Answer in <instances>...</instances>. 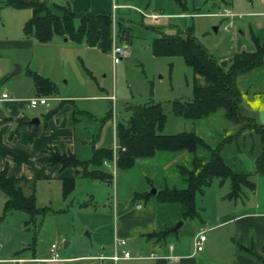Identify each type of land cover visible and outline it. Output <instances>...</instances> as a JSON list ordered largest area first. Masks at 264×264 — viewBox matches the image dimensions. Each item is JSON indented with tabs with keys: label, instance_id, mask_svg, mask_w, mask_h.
<instances>
[{
	"label": "rangeland",
	"instance_id": "rangeland-1",
	"mask_svg": "<svg viewBox=\"0 0 264 264\" xmlns=\"http://www.w3.org/2000/svg\"><path fill=\"white\" fill-rule=\"evenodd\" d=\"M123 1L127 5L115 9L113 14L115 25L112 35L115 33V41L126 47L127 54L117 63H113L111 50L103 51L87 46L84 42L77 43L72 40L60 42L58 35H54L56 41L53 43L40 42L33 37L30 38V44L17 42L22 32L21 23L29 18L31 10L0 6V91L5 89L11 96L24 101L28 97V101L34 94V82L26 70L28 69L30 74L36 72L39 76L50 79L55 86L54 91L47 95L50 98L46 104L30 108L26 107L27 102L21 101L22 111L28 118L39 117L43 120L45 117L41 112L57 102L55 96L71 98L72 100L64 103L70 105V111L66 115L73 121L72 124L76 123L83 131L82 139L86 141L78 142L75 153L78 159L84 161L92 157L93 149L99 148L98 146H112V123L127 118L130 113L127 107L129 105L160 102L166 115L161 130L165 134L193 131L207 142L215 143L218 138L235 132L237 125L224 116L223 109L199 119L173 113L172 101L192 98L193 72L182 55L154 54L152 40L161 33L181 32L184 35L189 31L207 52L223 67H227L233 53L255 48L249 27H254L256 19L250 11L264 10V0H183L182 3L176 0ZM225 10L241 16L218 15ZM239 29H242V32ZM254 33L257 34L256 31ZM15 64H19L22 70L12 74ZM246 78L247 76H242L238 79L243 95L239 110L244 113L246 105L255 107L251 110L252 115L258 113L263 120L264 95H252V99L257 101L251 103L250 90H245ZM78 110L90 114H82ZM250 140L247 135L246 143ZM233 145V142L228 144L227 148L223 149V155L234 168L249 169L248 162L242 160V155ZM234 153L238 154L239 158L231 160L229 156ZM159 156L149 161H146L149 157L139 158L138 161L136 159L133 167L126 168L125 171L117 170L118 175L116 173L115 178L111 176L110 180L118 181L121 194H127L129 186L132 189L135 187L136 190L143 188L146 192L163 186H183L178 169L161 170L162 159ZM246 156L253 163L252 157L247 154ZM75 177L74 188L64 198L57 178L39 180L34 191L25 189V194L34 192L36 207L43 209L42 214H36L32 218L22 210L3 214L5 196L0 190V241H3L5 246L3 251L9 252L10 255H19L21 252L15 254V251L20 250L21 245H17L20 241L31 244L35 248L36 256L44 255V250L52 241H55L64 256L90 252L83 250L85 246L92 250L90 243H94L95 235L89 239L85 235V231H90L87 227L89 228L91 223L97 224V221L101 224L109 222L111 217L107 214L101 218V215L94 212L99 208L88 209L90 206L88 207L87 203L91 200L93 203L103 204L112 194V189L108 184L89 177ZM250 178L256 183V195L260 199L263 194L262 178L256 173ZM212 181L204 194L196 195L198 210L206 217H211L217 208V192L225 193L230 188L229 179H224L221 184L217 177ZM178 209L179 206L174 204L168 210L173 217L174 226L182 221L176 214ZM193 219H186L178 225L179 238L185 243L196 228L193 222L198 218ZM82 222L86 227L82 225L81 230L79 224ZM101 231L105 232L106 229ZM206 233L208 234V231ZM64 238L70 240L65 249L62 246ZM24 251L22 250L20 255L32 256L31 250ZM77 261V264H81L82 261L89 260Z\"/></svg>",
	"mask_w": 264,
	"mask_h": 264
},
{
	"label": "crops",
	"instance_id": "crops-1",
	"mask_svg": "<svg viewBox=\"0 0 264 264\" xmlns=\"http://www.w3.org/2000/svg\"><path fill=\"white\" fill-rule=\"evenodd\" d=\"M55 1L67 3L72 10L76 12L90 10L93 12L100 11L111 14L113 30L115 25L113 16L115 9L123 8V6L127 5L123 0ZM250 12L256 19L254 27H249L248 25H250V23L247 24L251 31L250 33L251 35H255L254 31H256V35L260 37L261 34L262 37L264 34V10ZM21 25L23 26L22 23ZM241 30L242 29H239L240 32H242ZM19 37L20 38L16 40L17 42H25L26 44L31 43V37L25 36L23 30L21 34H19ZM59 37L61 38V40H58L60 42L71 41V39L67 37ZM54 39L55 36L47 42L53 43V41H56ZM263 67L264 64L260 66V68L243 75L247 76L245 80V90L246 88L250 90L249 101L251 103L257 101V99H252V95L259 94V97L260 94L264 95ZM21 70L22 68L20 66V71ZM26 73L30 75L28 69ZM35 74L37 73L35 72ZM31 78L33 79L32 76ZM52 84L55 86L53 82ZM238 88L241 92L242 89L239 84ZM43 90L45 91L46 88H42L34 82V94L30 97L45 96L50 98V96H47L49 94L42 93ZM3 92H7V98L1 97ZM246 93L247 91H245V94ZM242 96L243 95L240 97L239 109L242 103ZM55 98L57 102L41 112V115L45 118L40 120L39 117L28 118L24 115L22 103L27 102L26 99L24 101L23 99H18V97H13L5 89L0 91V170L5 168L7 176L21 178L24 193H26L25 189L34 191L35 184L39 180H55L57 178L60 181L59 185L64 198L74 188L76 181L75 176H78V174H76L75 168L72 166L61 169L59 163H50L48 157L52 152H56L59 155L73 153L76 156L75 152L78 142L84 143L86 140L82 139V129H80L76 123L72 124L73 121L71 122L70 117L66 115V113L70 111V105L64 103L72 99H66L61 96H55ZM62 105L63 107H61ZM253 108L255 107L246 105L245 111L242 114L264 124V119L261 120L260 114L256 113L252 115L251 110ZM79 112L87 115L90 114L83 110ZM117 122L118 121L115 120L112 123L111 156L104 158L101 165L96 167L98 170L105 173V176L100 178L89 177L92 180H98L106 183V185L108 184L109 188L111 187L112 189V194L110 197L106 198V202L103 204L99 205L93 203L91 200L87 203V206H90L88 209L99 208L97 211L95 209L94 212H96L97 215H101V218L107 216V214L111 217L109 222L101 224V222L99 223V221H97V224L91 223L89 228L87 227L90 231H85V235L88 236L89 239L91 236L95 235L94 243H90L93 251L85 246L83 250L90 252L73 256H64L61 254L59 246L56 244V250L61 259L51 260L48 259L50 256L49 248L55 241H52L44 250V255L40 256H36L35 248L32 247L31 244L24 243L25 241L17 243V245L21 246L19 247L20 250L15 251V254L18 252L22 253V250H31L32 256H22L20 255L21 253L19 255H10L9 252L3 251L5 246L3 241H0V264H11L10 259L13 258L25 259L22 264L26 262H36L37 264H70L76 262L77 264V260H89L88 262L82 261L81 264H96L88 259L87 256L100 252L110 254L113 251V238L115 236L124 239V243L117 246V251L119 252L122 249H126L130 252L131 257L122 258L115 262L109 260V264H264V205L262 202L263 196L260 197V199L257 198L256 183L254 190H245L244 194L239 197H228L227 193L230 188L225 193H221V191L217 192V208L212 212L211 217L203 216V213L201 214V210L199 211L197 207L198 214L193 218L197 217L199 220L196 219V222H193L196 228L192 236L190 235L188 241L185 243L179 238V227L178 225H173V217L168 212L172 204L160 202L155 197L156 200L152 197H142L145 191L143 188L136 190L135 187L132 189L129 186V192L127 194H121L118 181L112 182L110 180L111 176L115 178L116 173L118 175V171L129 169H119L116 165L118 148L116 147V149H113V144L118 145L119 143L116 137ZM160 152L166 151H156L154 156L146 158V161L156 157L158 158V156L161 155L159 157L162 159V171H167L169 168L177 169L178 164L188 165L192 157L190 152L185 151L178 153L168 152V154H162ZM244 153L245 152L241 153V158L248 162L247 166L250 168H247V170L253 171L251 169L253 163L250 158L246 156V153ZM113 157L115 158V166L112 163ZM138 160L140 159L136 161ZM133 165L131 167H133ZM88 168L95 167L89 165ZM72 177L75 178L73 186L68 187L66 180ZM121 177H123V174H121ZM212 180L199 194H204L205 189L213 183ZM219 182L220 184L222 183L220 179ZM64 189L68 191L66 195H64ZM12 210L16 209H11L8 212ZM176 214L178 215V213ZM184 220L186 219H182L181 223H183ZM82 225L86 227V224L82 222L79 224L81 230L83 229ZM170 227H173L175 230L170 233H164V231ZM103 228L106 229L105 232L101 231ZM202 229L204 230L205 239L202 249L196 251L193 245V237ZM184 236L186 237V234ZM69 244L70 240L64 238L62 241L63 248H67Z\"/></svg>",
	"mask_w": 264,
	"mask_h": 264
},
{
	"label": "trees",
	"instance_id": "trees-1",
	"mask_svg": "<svg viewBox=\"0 0 264 264\" xmlns=\"http://www.w3.org/2000/svg\"><path fill=\"white\" fill-rule=\"evenodd\" d=\"M182 3L183 0H176ZM0 6L14 8H29L31 14L23 23L25 36H30L40 42L49 41L54 35L67 37L74 42H84L88 46L97 47L103 51L111 49L113 20L111 14L84 10L76 12L67 3L55 0H0ZM122 29V27H120ZM184 33V32H183ZM255 48L241 50L232 54L227 67H223L188 31L184 35L161 33L152 40V51L156 55H182L193 72L192 98L174 100L171 109L175 115L190 119H199L223 109L224 116L237 125L235 132L218 138L215 143H209L193 131H180L165 134L161 130L166 120L160 102H146L127 106L130 113L125 119L116 123V137L119 142L116 165L126 169L139 158L150 157L156 151L178 153L187 151L192 154L190 165L178 164L177 169L183 181V187L175 185L158 188L153 194L144 192L146 198L155 197L160 202L177 204L178 218L190 219L197 212L196 195L208 186L214 177L223 181L229 179L228 197H239L245 190H254L255 182L250 178L253 173L259 174L263 181L262 202L264 205V124L254 118L245 116L239 110L241 97L237 80L264 64V34L251 35ZM35 84L50 94L54 91L52 82L30 74ZM47 86V87H46ZM110 116V113L108 114ZM251 138L250 142L246 137ZM241 153L253 159V171L234 168L223 149L228 144ZM247 147V148H246ZM235 152V151H234ZM111 156V148L99 147L93 149L89 160L78 159L73 153L68 155L50 153L48 161L59 163L61 169L72 166L76 174L90 177H104L105 173L96 168L104 158ZM229 158H239L234 153ZM88 165L95 168H88ZM21 178L7 176L5 168L0 170V190L5 196L3 214L11 209L25 211L33 217L43 212L35 205L34 193L25 194ZM75 178L66 180L72 187ZM68 191L64 189V195ZM168 228L164 233L174 231Z\"/></svg>",
	"mask_w": 264,
	"mask_h": 264
},
{
	"label": "built area",
	"instance_id": "built-area-1",
	"mask_svg": "<svg viewBox=\"0 0 264 264\" xmlns=\"http://www.w3.org/2000/svg\"><path fill=\"white\" fill-rule=\"evenodd\" d=\"M218 15H223V16H241L240 14H234L233 12L229 11V10H225L224 13L220 12L218 13ZM152 17L154 16V14L151 15ZM231 23V22H230ZM115 35V33H113ZM112 35V44H111V54H112V60L113 63H117L120 58L127 54V49L124 45L118 44L115 41V36ZM2 98H7L8 94L7 92H3L1 94ZM47 97L45 96H33L30 97L29 100L27 101L26 106L33 108L36 107V105H42V104H46L47 102ZM116 147L118 148L119 145H115L113 144V149H116ZM105 162V161H104ZM106 163V162H105ZM112 163L115 166V158H112ZM205 239V234H204V230H199L193 237V245L195 247L196 251H199L202 249L203 246V241ZM124 243V239L115 236L113 238V251L110 254H105L103 252L97 253V254H93V255H88L87 258L92 260L94 263L96 264H109L108 261L111 260L113 262L122 259V258H129L131 257L130 252L126 249H122L121 251H117V246L118 245H122ZM56 243H52L50 248H49V253L50 256L48 259L51 260H56V259H61L60 256L58 255V252L56 250ZM25 261V259L22 258H13L10 259L11 264H22Z\"/></svg>",
	"mask_w": 264,
	"mask_h": 264
},
{
	"label": "water",
	"instance_id": "water-1",
	"mask_svg": "<svg viewBox=\"0 0 264 264\" xmlns=\"http://www.w3.org/2000/svg\"><path fill=\"white\" fill-rule=\"evenodd\" d=\"M214 27H215V29H216V26H214ZM18 71H20V65H19V64H15V68H14V70L12 71V73H16V72H18ZM155 191H156V189H154V188L151 190L152 193H154ZM181 222H182V221L180 220V221L176 224V226L179 225Z\"/></svg>",
	"mask_w": 264,
	"mask_h": 264
}]
</instances>
